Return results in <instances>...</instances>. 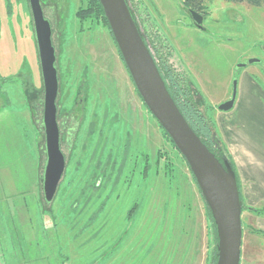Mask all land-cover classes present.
<instances>
[{
	"label": "rangeland",
	"instance_id": "rangeland-1",
	"mask_svg": "<svg viewBox=\"0 0 264 264\" xmlns=\"http://www.w3.org/2000/svg\"><path fill=\"white\" fill-rule=\"evenodd\" d=\"M40 1L56 51L67 164L47 204L43 84L30 8L28 0H0L1 228L38 245L44 264H211L206 202L137 92L107 21L77 17L87 0ZM129 1L144 29L157 28L170 44V61L212 121L234 80L236 95L246 75L264 91L262 7L204 0L200 29L180 0Z\"/></svg>",
	"mask_w": 264,
	"mask_h": 264
},
{
	"label": "water",
	"instance_id": "water-1",
	"mask_svg": "<svg viewBox=\"0 0 264 264\" xmlns=\"http://www.w3.org/2000/svg\"><path fill=\"white\" fill-rule=\"evenodd\" d=\"M119 54L149 112L159 122L185 159L216 227L215 264H239L242 245V201L239 183L229 160L217 158L190 127L174 102L145 43L127 0H98ZM43 84L41 124L45 163L41 175L44 201L54 200L67 160L61 149L57 121L59 88L56 51L50 21L40 0H28ZM194 25L203 28L204 16L188 9ZM251 58L248 63L258 62ZM245 63L238 67H245ZM236 80L228 100L217 109L229 111L236 99Z\"/></svg>",
	"mask_w": 264,
	"mask_h": 264
},
{
	"label": "crops",
	"instance_id": "crops-1",
	"mask_svg": "<svg viewBox=\"0 0 264 264\" xmlns=\"http://www.w3.org/2000/svg\"><path fill=\"white\" fill-rule=\"evenodd\" d=\"M240 83L233 107L218 110L212 117L234 164L241 201L247 207L244 211L251 220L247 233L242 226L239 264H257L261 255L264 257V91L248 75ZM1 207L2 199L0 211ZM1 227L0 215V264H44L38 245L26 246L18 239L20 233Z\"/></svg>",
	"mask_w": 264,
	"mask_h": 264
},
{
	"label": "trees",
	"instance_id": "trees-1",
	"mask_svg": "<svg viewBox=\"0 0 264 264\" xmlns=\"http://www.w3.org/2000/svg\"><path fill=\"white\" fill-rule=\"evenodd\" d=\"M127 1L131 8L133 16L140 28L143 39L154 58L155 64L166 85V88L170 93L171 97L173 98L174 102L178 106L180 112L182 113V115L184 116L190 127L193 129V131L199 136L202 142L207 146V148L217 158L219 159H221L222 157L227 158L234 169V164L232 162L231 157H228L225 146L215 135L214 122L212 121V119H210V117L206 115L205 111L202 110L195 101L194 92L189 84L186 74L184 73L183 70L177 69L170 61V54H171L170 44L167 42L164 36H162L159 33L157 28L145 30L143 24L138 18V13L136 8L131 4L129 0ZM180 1L183 4V6L188 9H193L197 12L203 10L204 0H180ZM225 1L233 2V3H246L248 5L262 7L264 9V0H225ZM86 3L87 6L85 8H79L78 11L76 12L77 17L79 19H84L86 17H93V18H101L106 22V18L104 16V13L102 11V8L98 0H87ZM163 132L165 136L171 141L172 146L176 148L172 140L169 138L168 134L164 131V129ZM193 180L195 181L194 177ZM245 207L246 206L242 204V211L245 209ZM206 209H207L208 217L210 218V221L214 229L213 235H214L215 244L213 246V250L211 254V264H215L217 258L216 227L208 206H206Z\"/></svg>",
	"mask_w": 264,
	"mask_h": 264
},
{
	"label": "flooded vegetation",
	"instance_id": "flooded-vegetation-1",
	"mask_svg": "<svg viewBox=\"0 0 264 264\" xmlns=\"http://www.w3.org/2000/svg\"><path fill=\"white\" fill-rule=\"evenodd\" d=\"M205 17V16H204Z\"/></svg>",
	"mask_w": 264,
	"mask_h": 264
}]
</instances>
